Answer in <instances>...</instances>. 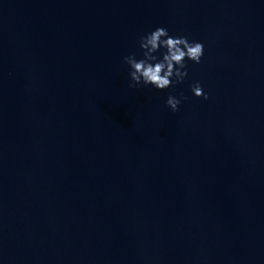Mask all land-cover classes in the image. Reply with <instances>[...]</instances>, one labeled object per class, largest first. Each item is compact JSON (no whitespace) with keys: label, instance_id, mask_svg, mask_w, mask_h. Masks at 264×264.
I'll use <instances>...</instances> for the list:
<instances>
[{"label":"water","instance_id":"95a60500","mask_svg":"<svg viewBox=\"0 0 264 264\" xmlns=\"http://www.w3.org/2000/svg\"><path fill=\"white\" fill-rule=\"evenodd\" d=\"M158 26L201 62L131 88ZM0 264H264V0H0Z\"/></svg>","mask_w":264,"mask_h":264},{"label":"clouds","instance_id":"9594fccd","mask_svg":"<svg viewBox=\"0 0 264 264\" xmlns=\"http://www.w3.org/2000/svg\"><path fill=\"white\" fill-rule=\"evenodd\" d=\"M139 47L143 50L142 58L137 59L135 53L125 56L124 62L129 65V87L136 88L142 85H152L156 89H166L174 83H180L187 76L186 59L200 63L204 55V44L197 40H189L187 36L170 35L168 29L162 26L147 32L139 37ZM160 49H165L160 56L156 55ZM193 94L208 99L199 81L191 85ZM181 98L169 95L166 105L173 112L178 111Z\"/></svg>","mask_w":264,"mask_h":264}]
</instances>
